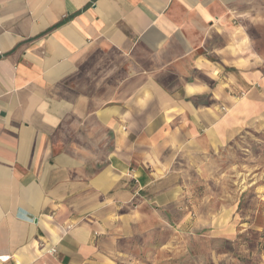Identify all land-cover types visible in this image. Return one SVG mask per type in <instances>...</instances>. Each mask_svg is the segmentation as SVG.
<instances>
[{
	"label": "crops",
	"instance_id": "obj_1",
	"mask_svg": "<svg viewBox=\"0 0 264 264\" xmlns=\"http://www.w3.org/2000/svg\"><path fill=\"white\" fill-rule=\"evenodd\" d=\"M263 128L264 0H0V264H187L188 193Z\"/></svg>",
	"mask_w": 264,
	"mask_h": 264
},
{
	"label": "rangeland",
	"instance_id": "obj_2",
	"mask_svg": "<svg viewBox=\"0 0 264 264\" xmlns=\"http://www.w3.org/2000/svg\"><path fill=\"white\" fill-rule=\"evenodd\" d=\"M245 135H247L246 141H244L243 134L238 135L236 141L232 143L229 149L233 153L230 161L233 163L231 165L233 169V175L219 176L220 174L213 175L212 173L208 172L205 179L206 182L205 189L204 186H198V187L194 186L191 192L188 193L189 198L193 202H190L191 206L187 211L189 212L188 213L189 218L186 224L189 225L190 228H192V226H195L194 228L192 229L189 228V229L191 233H194L195 231L194 236L195 237L197 236V238H195L194 241L195 248L189 247L190 249H188L189 257L187 259V264H210L211 258L207 255V250L209 248L222 247L223 249V247L226 248L229 247L228 244L225 245V243L222 240L216 239L215 236H206L203 235V233L210 232L213 235H216L217 233L223 232V230L227 229V231L231 232L233 235V233L242 232L248 227H249L248 230L253 232L249 234L252 242L246 244L249 250V255L245 254L247 253L246 251L241 250L237 256V261L235 260L227 261L225 260L226 258L225 254L222 252L220 256L221 257L220 261L223 262H221L220 264H262L260 257L261 255L260 247L262 246V244H264V238L263 240H259L261 239L259 238V233H261V231L264 230V228L261 227L263 220L261 216L262 214H261V204H260V200L262 199L261 196L264 195V186L258 185L255 188L257 192H252L245 197H244V193H241L240 190L241 189L243 190L245 188V185L251 183L252 181L254 182H252V184L250 185L253 186L255 184H259L264 180V128L262 131H260V129L258 130L254 129L251 130L250 132L247 131ZM221 189L222 190L224 189L225 192L222 193ZM224 194L227 198L230 197L231 200L235 199L234 201H236V199L238 198L237 202H239V198L241 199L242 194L244 199L246 200L254 197V201L256 202V205L254 206L255 210L252 212H246L248 208L240 209V206L238 204V207L235 210L236 214H234V217H232L229 220L230 225L224 223V227H223L222 225L219 224V222L218 223L207 222L209 216L210 219H214L215 217L214 215H216L214 212L216 213L219 212L220 206L217 198ZM234 196L235 198H233ZM262 200H264V198ZM198 203H200V208L196 206V204ZM256 214L258 215L256 216ZM245 216H247L249 220L251 219L253 224H250V222H248L247 224L244 222L240 223V221H242ZM197 219L201 223H198ZM167 234H168L167 231L162 230L161 232L162 236L163 235L165 236ZM258 246L259 248L257 249ZM163 249L164 248L158 251L154 259V263L180 264L179 258L166 257ZM183 262L186 264L185 261ZM215 264H218L217 260L215 261Z\"/></svg>",
	"mask_w": 264,
	"mask_h": 264
},
{
	"label": "trees",
	"instance_id": "obj_3",
	"mask_svg": "<svg viewBox=\"0 0 264 264\" xmlns=\"http://www.w3.org/2000/svg\"><path fill=\"white\" fill-rule=\"evenodd\" d=\"M247 131L250 132L251 130L250 129H247L246 131H244L241 134H239V135H242V134L244 135V141H246V139H247V135H245V133H247ZM260 131H262V130H260ZM242 193H244V197H245L248 194L252 193V189L249 188L248 190H246V191H244ZM244 197H243V194H242L241 195V199L239 198L238 204L240 206V209L241 208H245V209L248 208V210L246 212H252V211H254L255 210V207L254 206L256 205V202L254 201V197H252V198H250L248 200L244 199ZM187 199H190L189 196L187 197ZM241 200H243V201H241ZM190 206H191V204L189 202L188 203V209H189ZM257 215L258 214H256V216ZM248 222H250V224H253L251 219ZM261 227L264 228L262 224H261ZM248 228H246L242 232H237V234H236V236H235L234 239H230V240L226 239V240H224L223 242L225 243V245L226 244L229 245L228 248L223 247V249H222V247H220L216 251H218L219 253H222L223 252L225 254V256H226L225 260H227V261L228 260H235V261H237V256H238V254L240 253L241 250L246 251L247 253H245V254L246 255H249V250H248L246 244L252 242L249 234H251L253 232H251L250 230H248ZM194 233H195V231H194ZM197 233H199V232H197ZM161 236H162L161 234H158V238H160ZM259 238H261L259 240H263V238H264V230L261 231V233H259ZM190 243H192V239H190ZM258 248H259V246L257 247V249ZM260 249H261V251H262V249H264V244H262V246L260 247ZM142 259H144V258H142ZM210 262H211L210 264H214L213 261H212V259H210ZM221 262H223V261H220L219 260L217 263L220 264Z\"/></svg>",
	"mask_w": 264,
	"mask_h": 264
},
{
	"label": "built area",
	"instance_id": "obj_4",
	"mask_svg": "<svg viewBox=\"0 0 264 264\" xmlns=\"http://www.w3.org/2000/svg\"><path fill=\"white\" fill-rule=\"evenodd\" d=\"M48 251L49 252H54L55 251V248H50Z\"/></svg>",
	"mask_w": 264,
	"mask_h": 264
}]
</instances>
